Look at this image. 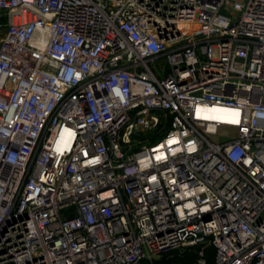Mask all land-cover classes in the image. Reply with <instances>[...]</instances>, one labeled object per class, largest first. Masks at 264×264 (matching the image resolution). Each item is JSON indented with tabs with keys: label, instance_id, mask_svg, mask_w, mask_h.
Returning <instances> with one entry per match:
<instances>
[{
	"label": "built area",
	"instance_id": "built-area-1",
	"mask_svg": "<svg viewBox=\"0 0 264 264\" xmlns=\"http://www.w3.org/2000/svg\"><path fill=\"white\" fill-rule=\"evenodd\" d=\"M208 247L264 264V0H0V264Z\"/></svg>",
	"mask_w": 264,
	"mask_h": 264
},
{
	"label": "rangeland",
	"instance_id": "rangeland-1",
	"mask_svg": "<svg viewBox=\"0 0 264 264\" xmlns=\"http://www.w3.org/2000/svg\"><path fill=\"white\" fill-rule=\"evenodd\" d=\"M224 14L228 15V16H232L230 12H224ZM157 65L164 67L166 66V60L165 58L160 59L159 61H157ZM229 131L227 130H221L219 132V135L214 137V140L216 142H220L223 140H227L229 137ZM161 137V133L160 131L157 132H150V133H138L135 135L134 139H135V145L137 143L142 144H148V143H153L158 141V139ZM140 146H137L136 149H139ZM207 255L209 256V258L207 257V261L212 264V248L208 247L207 248ZM193 256V257H192ZM194 257L195 254L193 252H183V253H175L173 255L167 256V257H156L152 260H148V261H144L141 264H194ZM214 262V261H213Z\"/></svg>",
	"mask_w": 264,
	"mask_h": 264
},
{
	"label": "water",
	"instance_id": "water-1",
	"mask_svg": "<svg viewBox=\"0 0 264 264\" xmlns=\"http://www.w3.org/2000/svg\"><path fill=\"white\" fill-rule=\"evenodd\" d=\"M73 209H74V207L69 208V209H65V210L62 211V213H67V212H69V211H72ZM73 217H74V215H72V216L70 217V219H72Z\"/></svg>",
	"mask_w": 264,
	"mask_h": 264
},
{
	"label": "trees",
	"instance_id": "trees-1",
	"mask_svg": "<svg viewBox=\"0 0 264 264\" xmlns=\"http://www.w3.org/2000/svg\"><path fill=\"white\" fill-rule=\"evenodd\" d=\"M193 257V256H192ZM207 257L209 258V256L207 255ZM210 259H212L213 261H214V250H212V258H210ZM194 261H195V257H194ZM213 261H212V264H213ZM208 264H210L209 262H208Z\"/></svg>",
	"mask_w": 264,
	"mask_h": 264
}]
</instances>
